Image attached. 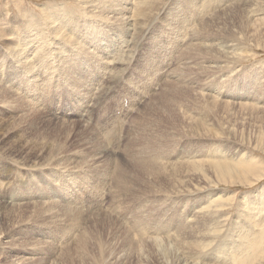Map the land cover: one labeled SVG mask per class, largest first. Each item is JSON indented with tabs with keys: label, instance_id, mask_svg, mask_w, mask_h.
<instances>
[{
	"label": "rangeland",
	"instance_id": "obj_1",
	"mask_svg": "<svg viewBox=\"0 0 264 264\" xmlns=\"http://www.w3.org/2000/svg\"><path fill=\"white\" fill-rule=\"evenodd\" d=\"M81 1L0 0V30L5 33V36L11 38L2 37L0 40H8L6 43L10 44L12 38L15 41L18 38L20 45L28 51L22 54L23 57L29 53L27 56L31 55L32 62V67L18 66L14 56L12 57V52L10 54L6 51V46L1 40L0 61L2 57H6L4 64L0 63V70H4L2 77L9 81L7 86L14 84L18 96H25L29 100V104L31 103L29 107L33 108L35 105V108L48 112L50 116L47 114L36 116L38 119L35 120L32 119L33 109L25 112L17 106L16 101L14 103L10 100L11 103L4 104L0 101V113H2L0 123L6 126L0 133L5 132L1 136L7 137L6 141L0 142L4 146L1 148L0 144V202H8L12 206L8 209L9 212L11 211L8 218L13 217V222L16 219L13 224L5 217V225L1 227L0 250L3 254L0 253V264H264V256L254 258L253 250L243 251L246 245L239 248L237 241L245 220L243 217L248 212L245 206L249 203L245 202L264 199V37H258V39L253 37L255 30L252 27L254 25L252 26L247 17V11L244 10L247 9V5L242 4L243 0H201L202 2L196 7H191L186 0L159 2L157 7H160V16L164 15L172 19V14L175 12L178 17L180 15L184 19L180 37L185 38V41L178 48L173 44L167 45L172 48L171 53L166 52L168 59L170 58L169 63H171L168 66L169 63L166 65L165 62L154 68L158 71L156 77H163L154 87L155 92L148 93L140 100L146 93L143 92L139 96L140 93L135 87H131L128 83L124 84L120 80L111 90L115 94L112 97L109 88L119 80L118 77L123 72L122 67L118 66L102 88L106 94L105 98L100 100L102 96L99 97L98 93L89 100V94L86 93L84 96L83 90H80L83 88V79L80 75L70 77V71H66L61 61L66 53L64 50L73 58L81 55L75 47L72 48L68 44L63 45L64 41L60 36L65 29L71 30L69 23H77L80 29L87 21L84 33L91 34L96 42L101 40L100 49L91 46V51L96 52L94 55L101 65L100 70L89 78L91 82L100 81L92 88L93 90L91 89L92 92L95 91L94 89L101 88L103 78L109 72H106V66L110 60H119L120 63L127 65L132 60L131 72L133 74L140 72L142 78H145V75L148 78L153 69H147L148 67L141 63L146 56L143 53L147 45L150 52L155 48V43L163 40L165 42L168 38L166 37L167 31L171 30L172 26L166 25V21L161 23V20L152 18L148 22V29H144V25L141 28L137 16H132L131 35L127 30L122 31L111 27L113 22L103 19L106 17L99 7L92 11L96 16L92 17V14L87 11L89 9L84 8ZM142 1L144 0H133L129 4V9H132L134 5H142L144 3ZM166 2H169L168 5ZM260 2L264 3V0ZM89 6L91 8L93 4ZM259 8L261 11H258V14L261 15H255V18L264 16V11H262L264 6ZM222 10L224 16L222 13V16L218 17ZM55 15L58 20L56 24L51 21L55 19ZM213 15L215 18L218 17L210 27L212 40L216 46L215 51L210 49L208 51L212 52L206 53L196 49L193 51L195 53L191 54L192 56L182 53L183 57L181 52L193 39L194 30ZM61 18H65L67 23L64 30L60 32L57 24L62 25ZM74 18L81 22H76ZM244 24L245 26L242 27ZM52 27L57 29L56 31L53 29L55 33L58 32L57 36L50 35ZM139 32L142 33L140 36ZM28 37L33 39L28 40ZM88 42L85 40L83 46L86 47ZM118 47L124 48V52L117 58ZM57 51L64 53L57 55ZM88 55L82 53L84 60L81 61L87 72L95 68L92 64L94 60ZM126 56L128 59L123 60ZM65 60H71V57ZM178 67L179 71H182L181 74H173ZM165 71H167L166 74ZM32 73H34V78L30 77ZM256 73L261 78L259 80L260 94H254L251 91L255 86V81L253 82L250 78ZM133 78L136 80L135 77ZM168 80H171L173 85H166ZM153 81L152 78L151 82ZM124 86L126 87L123 88ZM246 89L252 93L249 92V95ZM53 91H56L55 96L51 98ZM215 95L218 98L214 97ZM135 99H138V102L133 106ZM47 101L49 109L62 110L60 113L62 117L56 116L45 108ZM242 101L245 103L248 101L255 109L253 107L248 110L246 105H242ZM198 106L200 108H197ZM256 106L260 108L257 109ZM14 108H16L15 111ZM7 110L12 112L9 113ZM115 118L117 120L112 121ZM31 121L34 124L29 125ZM114 122H117L116 124L122 122L119 133L120 142L114 143L111 154L105 153L102 147L107 141L103 134L108 130V125ZM139 124H141L139 129L142 132L138 131ZM96 135L98 141L89 138L96 137ZM18 141H23L24 148L29 151L10 155L11 145L9 143ZM91 141L95 142V145ZM102 141L104 144H101ZM99 150H101L100 154L97 152ZM166 150L167 153H164ZM157 153L164 155L162 160L161 158L160 160L151 159L152 155ZM135 157H138V160L144 159L137 161ZM227 159L232 163H245L252 167L254 165L256 170H260V177L248 174V176L229 177L226 181H221L208 163L217 160L223 162ZM194 160L203 161L205 169L197 171L188 169L189 166L186 164L194 163ZM155 161L158 163H154ZM153 164L156 166L160 164L162 168L160 165L150 167ZM117 172L120 174L122 172L124 176L127 175L129 181L126 182L129 186L126 187L127 192L124 187L122 191V193H128V196L123 197L124 194H122L118 200L115 191L119 190V185L114 179ZM82 173H89L90 177L96 175L92 180L99 179V186L97 187L91 180L89 186L80 187L76 176ZM114 173L116 174L113 175ZM70 181L75 184L72 185ZM117 194L120 192L118 191ZM79 195L91 196V198L81 199ZM95 195L97 196L94 197ZM7 197H11L9 201ZM125 198L128 199L127 202ZM50 202L56 204L51 212L56 216L55 221L53 219L50 224V221H41L38 226L35 223L30 224L31 221L26 218L28 215L26 211L34 209L36 212L38 207L35 205L47 207ZM126 205L129 206L125 207ZM208 205L215 214L217 212V215L212 212V216L210 215L212 222L203 226L202 233L200 232L201 225L198 229L194 227L190 229L188 225L182 227L186 221L195 219L199 208L208 209ZM63 206L71 213L79 212L84 216L80 218V227L75 232L69 230L67 233L69 228L65 230L66 232H59L57 229L61 230L68 222L70 223L71 220H68L73 216L70 213L68 220L64 218L66 215L61 218L60 215H63L64 211ZM18 207L19 211H17ZM21 208L25 209L24 215ZM202 211L200 218L207 214ZM255 212L259 216L260 210ZM263 218L264 211L261 212L260 220ZM61 220L64 222H62V228L59 226ZM259 226L260 224L251 231L252 235L257 234ZM33 227L36 229L39 227L42 231L41 235L35 236L32 231ZM125 231L127 235L130 234L129 238L132 241L126 239ZM20 232L24 237L26 236L27 239L24 238L26 244L19 242L23 237V235L20 236ZM78 236L82 238L79 242L77 241ZM132 236L134 238H131ZM236 238L238 239L235 240ZM178 240H181V243ZM259 241L264 247V235ZM171 243L172 245H169ZM11 244H16L17 249L8 253L7 251L12 248ZM183 246L184 249L181 252L180 248ZM165 248L167 254H165ZM185 248L188 249L185 251ZM250 255L254 258L253 261H250L252 259ZM246 256L249 257L244 261ZM18 257L21 259L17 260Z\"/></svg>",
	"mask_w": 264,
	"mask_h": 264
},
{
	"label": "bare ground",
	"instance_id": "obj_2",
	"mask_svg": "<svg viewBox=\"0 0 264 264\" xmlns=\"http://www.w3.org/2000/svg\"><path fill=\"white\" fill-rule=\"evenodd\" d=\"M133 0H82L81 1V3L83 4V7L84 8H88L89 10H87L90 14H92L91 16L92 17H96V16H94L93 15V13H92V11H95L94 9L95 8H101L102 10H103V12H102V14L106 17V18H103V19H105V20H107V21H111V22H113V26H111V27H113V28H119V29H121L122 31L123 30H127L129 33H131V31H132V28H131V26H132V20H133V18H131L132 16H137V18L139 19V21H140V24H141V28L143 27V25H144V29H148V26H149V21L152 19V18H156L155 20H161L160 22L162 23V21H166L165 23H166V25H169V26H172V29L170 30L169 29V31H167V35H166V37H168V38H166V41L164 42V40L163 41H161V42H159V43H155L154 44V49L152 50V51H150L149 52V48H148V45H147V49L144 51V53L143 54H145L146 56H145V58H143L144 59V61H141V63H144L143 65L145 66V67H148L147 69H149V68H152L153 69V72H150L149 73V77L147 78V76L145 75V78H142L141 77V73L139 72V74L137 73V72H135L134 74L131 72V67H132V60H131V62H130V64H123L122 62L120 63V61L118 60V61H114V60H110L109 61V63H108V65L106 66V72L107 71H109L108 72V74H106V76H104V82L102 83V85H101V88H99V89H94L95 91H93L92 92V88L93 87H95L96 85H98V83L100 82L99 80H97V81H94V82H91V79H89V78H91V76L92 75H94V74H96V72H98L99 70H100V68H101V65L99 64V60L97 59V57L94 55V54H96V52L95 51H91V46H94L95 47V49H100L101 48V40L99 41V42H96V41H94L93 40V38L91 37V34H85L84 33V31L86 30V23L85 22H87V21H85L84 22V24H83V22H82V24L84 25L82 28H80L79 29V27H77V23L76 24H71V23H69L68 25H71V30L70 31H72V33H69L70 31H68V29H65L64 30V28L66 27V23H67V20L64 18V19H62L61 20V23H62V25H59V24H57V26H59L60 28H59V30H60V32L62 31V30H64V33L63 34H61V39L64 41L63 42V45L64 44H68L69 46H71L72 48L73 47H75V50H77V52H80V56H78V58H73V56L71 55V54H68L67 53V51L66 50H64L63 48V50H64V52H66L65 53V55L62 57V59H61V61H63V63H64V68L66 69V71L68 70V72H69V76L70 77H72L73 78V76H76V75H80V77L83 79V81L84 82H82V84H83V88H81L80 90H83V92H84V96H85V94L86 93H88L89 94V97H88V99L90 100L92 97H93V95H96V94H100L99 95V97H101L100 98V100H102L103 98H105L104 96L106 95L105 94V92L103 91V86H104V84L105 83H107L108 82V78H109V76L111 75V73L118 67V66H120V67H122L121 69H123V72L119 75V80L114 84V85H112V87L111 88H109L110 89V93L112 94V97H114L115 96V94H113V91H111L114 87H116V85L119 83V81L121 80L122 81V83H124V84H126V83H128V84H130L131 85V87H135L138 91H139V96L140 95H142L143 94V92H145L146 94H144L141 98H140V100L144 97V96H146L148 93H154L155 92V88L154 87H156L157 85H158V83H159V80H161L163 77H161L160 76V78H157L156 77V73L158 72L157 71V69L155 70L154 68H157L158 67V65H163V64H165V62H166V65L169 63V59H168V55L166 54V52L167 53H171V51H172V48L171 47H167V45H170V44H173V46H175V47H177L178 48V46H180V45H182V42L183 41H185V38H181L180 36H181V33H180V29H181V25H183L184 24V19L179 15V17H178V15L174 12L173 14H172V19H168V17L167 16H164V15H162V16H160V13H159V9H160V7H157V4L159 3V2H162L163 3V1H166V0H144V1H142V2H144L142 5H134L133 7H132V9H129V4H131L130 2H132ZM168 1V0H167ZM186 1H188L189 2V4L191 5V7L193 6V7H196V6H198L199 5V3L200 2H202L201 0H186ZM161 3V4H162ZM168 3L169 2H166V5H168ZM90 4H93V7H91L90 8ZM134 4V3H133ZM132 4V5H133ZM242 4H244V5H247V9H244V10H246L247 12V17H248V19H249V21H250V23L252 24V28L255 30V33H253V32H251V33H253V37L255 38V39H258V37H264V16L263 17H258V18H255V15H261V14H258L260 11H261V9L259 8V7H263L264 6V3H262V2H260V0H243V2H242ZM238 7V6H237ZM245 7V6H244ZM239 9V8H238ZM237 9V10H238ZM241 9V8H240ZM259 9V10H258ZM262 9H264V8H262ZM224 10V9H223ZM223 10H222V12L221 13H219L220 15H218V17H220V16H222L221 14L223 13ZM234 10H235V8H234ZM233 10V11H234ZM243 10V11H244ZM229 11V10H228ZM259 11V12H258ZM262 11H264V10H262ZM158 12V13H157ZM227 12V11H226ZM240 12H241V10H240ZM60 13V12H59ZM144 14V15H143ZM238 14V13H237ZM248 14L250 15V16H248ZM252 14H254V15H252ZM226 15V14H225ZM239 15V14H238ZM61 16V15H60ZM223 16H224V13H223ZM246 16V15H245ZM218 17H216L215 18V16L213 15L212 17H210V18H208V20H206V21H204V22H202V24L198 27V28H196L194 31H195V35H194V37H193V39L186 45V48L185 49H183V51L181 52V54L183 53V54H186V55H191V54H193V53H195V52H193V51H196V49L198 50L199 49V51H201V52H208V53H210V52H212V51H208V50H210V49H214V51H215V48H216V46H215V44L213 43V40H212V36H211V31H210V27H211V24H213L214 22H216L215 21V19H217ZM79 18V17H78ZM240 18V17H239ZM48 19H50V18H48ZM74 19H76V22H81L79 19H77V18H74ZM232 19V18H231ZM234 19H235V17H234ZM230 20V19H229ZM233 20V19H232ZM244 20V19H243ZM51 21L54 23V24H56L57 23V19H56V15H55V19H51ZM225 21V20H224ZM223 21V22H224ZM231 22V21H230ZM237 22V21H236ZM240 22H242V20L240 19ZM239 22V23H240ZM88 23H90L89 21H88ZM228 23V22H227ZM232 23V22H231ZM238 23V22H237ZM238 23V24H239ZM245 23V22H244ZM247 23H248V21H247ZM224 24V23H223ZM222 24V25H223ZM232 24H235V23H232ZM50 25V24H49ZM221 25V24H220ZM227 25V24H226ZM225 25V26H226ZM248 24H246V26H247ZM51 26V25H50ZM214 26H216L215 24H214ZM232 26V25H231ZM243 26H245V24L244 25H242V27ZM213 27V26H212ZM234 27V26H233ZM42 28V27H41ZM47 28V27H46ZM231 28V27H230ZM239 28H240V26H239ZM53 29H54V31H56L57 29L54 27H52V30L50 31V35H53V36H57V34H58V32L57 33H55L54 31H53ZM232 29V28H231ZM235 29V28H234ZM243 29V28H242ZM247 29H248V27H247ZM249 29H251V28H249ZM40 31V30H39ZM42 31V30H41ZM53 31V32H52ZM251 31H253V30H251ZM49 32V31H48ZM140 34H139V36L142 34L141 32H139ZM242 34H243V31L241 32ZM246 33V32H245ZM49 34V33H48ZM7 35V34H6ZM73 35H74V37H73ZM131 35H132V33H131ZM131 35H129V36H131ZM246 35V34H245ZM0 38H2V37H6V39H11V38H8L7 36H5V33L4 32H2L1 30H0ZM38 37V36H37ZM15 38V37H14ZM46 38V37H45ZM28 40H30V39H33V38H30V37H28L27 38ZM4 42V43H2V41ZM0 41H1V43L3 44V45H5L4 47H5V49H6V51H9L10 52V54H11V52H12V57L14 58V60H15V62L18 64V66H20V67H23V68H28V67H32V62H31V55H29V56H27V55H25L24 57H23V53L25 54L26 52H28V51H25L24 50V48H23V46L22 45H20L21 44V42L19 41V39L17 38L16 39V41L12 38V41L10 42V44H7L6 42L8 41H6V40H3V39H1ZM45 40V39H44ZM60 40V39H59ZM89 41L88 42V45L86 46V47H84L83 46V43H84V41ZM187 40H189V39H187ZM40 41V40H39ZM31 42V41H30ZM43 42V41H42ZM212 42V43H211ZM27 43H29V42H27ZM10 45V46H9ZM38 45H40V44H38ZM76 45H78L77 47H76ZM214 45V46H213ZM43 46H44V44H43ZM84 49V50H83ZM182 49V48H181ZM39 50H41L40 48H39ZM220 50V49H219ZM213 51V52H214ZM217 51V50H216ZM9 52H7V53H9ZM63 51H57V55H59V54H62L63 55V53H64ZM123 52H124V48H121V47H118L117 48V52H116V55H117V58L119 57V56H121L122 54H123ZM148 52H149V54H148ZM222 52H223V50H222ZM82 53H84V54H89L88 56H89V58L90 59H92V60H94L93 62H92V64H94V66H95V68H94V70H92V71H85V69H84V67H83V65L81 64V61H83L84 60V58H82ZM197 53H199V52H197ZM148 54V55H147ZM182 54V55H183ZM200 54V53H199ZM202 54V53H201ZM217 54H219L218 53V51H217ZM220 54H221V52H220ZM223 54V53H222ZM78 55V54H77ZM181 55V56H182ZM188 55V56H189ZM196 55V54H195ZM3 56V55H2ZM1 56V57H2ZM192 56V55H191ZM11 57V58H12ZM23 57V58H22ZM68 57H71V60H65V59H67ZM183 57H184V55H183ZM2 60L0 61V63H1V65L2 64H4V61H5V59H6V57L5 58H1ZM73 59V60H72ZM81 59V60H80ZM126 59H128V56H126V57H124L123 58V60H126ZM168 59V60H167ZM13 60V61H14ZM80 60V61H79ZM88 60V59H87ZM167 60V61H166ZM188 60H189V58H188ZM130 61V60H129ZM127 62H128V60H127ZM186 62V61H185ZM188 62V61H187ZM186 62V63H187ZM160 63H162V64H160ZM171 63V62H170ZM170 63L168 64V66L170 65ZM75 64H77L76 65V67H74V65ZM148 65V66H147ZM165 65V66H166ZM167 66V67H168ZM166 67V68H167ZM155 70V71H154ZM186 70V69H185ZM184 71V70H183ZM143 72V71H142ZM166 72L167 71H165L164 73L166 74ZM180 72H182V71H179V67L177 68V69H175L174 70V72H173V74H179ZM3 73H4V70L2 71V69L0 70V101L4 104V103H11V101L10 100H12L13 102L14 101H16V103H17V106H19L21 109H22V111L23 110H25V112L27 111H30L29 109H33V112H34V116H33V118L32 119H38L36 116H40V115H45L46 116V114L48 113V112H46V111H42V110H40L39 108L37 109V107L35 108L34 106H33V108L32 107H29V105L31 104H29V100L25 97V96H22V95H20V96H18L17 94H18V92H16L15 91V88H14V84H10L9 86H7V83H9V81H6V80H4L3 79V77H2V75H3ZM164 73H163V76H164ZM183 73H185V72H183ZM34 73H32L31 74V76L30 77H35L34 75H33ZM181 74V73H180ZM260 74V73H259ZM127 75V76H126ZM134 75H136V76H134ZM172 76V75H171ZM133 77H135L136 78V80L133 78ZM154 79V81L153 82H151V79ZM134 79V80H133ZM171 79V78H170ZM180 79V78H179ZM253 82L255 81V86H254V88H252V92H254V94L256 93H261V90H260V83H259V80H261V78H260V75H258V73H256V74H252V76H251V78H250ZM6 81V82H4V81ZM173 80H174V77H173ZM169 81V80H168ZM174 82V81H173ZM180 82V81H179ZM176 83V82H175ZM166 85H171L172 83H171V80L169 81V82H167V83H165ZM154 85V86H153ZM173 85V84H172ZM89 86H91V87H89ZM176 86H177V84H176ZM63 87V86H62ZM126 86H124L123 88H125ZM174 87H175V85H174ZM258 87V88H257ZM64 88V87H63ZM92 89V90H91ZM108 89V90H109ZM154 89V90H153ZM178 89V87L176 88V90ZM65 90V89H64ZM90 90V91H89ZM168 90V89H167ZM172 90H173V88H172ZM247 90V89H246ZM60 91V90H59ZM153 91V92H152ZM174 91V90H173ZM55 92L56 91H53L52 93H51V98H53L54 96H55ZM247 92L249 93L250 92V90H247ZM252 92H250V93H252ZM107 93H108V91H107ZM171 93V92H170ZM175 94H176V92H174ZM250 93H249V95H250ZM91 94V95H90ZM203 94V93H202ZM15 96H17V97H15ZM83 96V97H84ZM212 96V95H211ZM252 96H254V95H252ZM175 97V96H174ZM214 97H217V95H215ZM16 98V99H15ZM85 98V97H84ZM218 98V97H217ZM132 101H134V100H132ZM219 101V100H218ZM73 102V101H72ZM74 102H75V104H77V101H76V99H74ZM87 102V101H86ZM138 102V99H135V101L133 102V106H135V104ZM15 103V102H14ZM78 103H79V101H78ZM214 103L216 104V102L214 101ZM225 103H226V100H225ZM224 102H223V104H225ZM234 103V102H233ZM239 103V102H238ZM242 105H246L247 106V108H248V110H251V108L253 109V105L251 104L250 105V103H248V101L245 103V102H243L242 101ZM211 104H213V102L212 103H210V105ZM235 104V103H234ZM16 105V104H15ZM79 105V104H78ZM225 105H228V104H225ZM231 105H232V103H231ZM236 105V104H235ZM240 106H241V104H239ZM213 105H211V107H212ZM230 106V105H229ZM43 107H44V105H43ZM86 107V106H85ZM45 108H47V110H49L50 112H52V113H54V114H56V116H61L60 115V113H62V110L60 109L59 111L58 110H53V109H49L48 108V101L46 102V105H45ZM145 108V107H144ZM197 108H200L199 106L197 107ZM231 108V107H230ZM240 108V107H239ZM245 108V110L246 111H248L247 110V108L246 107H244ZM256 108H257V106H256ZM260 108V107H259ZM259 108H257V109H259ZM11 109H12V106H11ZM19 109V108H18ZM17 109V110H18ZM211 109V108H210ZM254 109H255V107H254ZM3 110V109H2ZM14 111L16 110V108H14L13 109ZM75 110V109H74ZM215 110V109H214ZM241 110H243L242 108H241ZM264 110V109H263ZM262 110V111H263ZM7 111H9V110H7ZM13 111V112H14ZM19 111V110H18ZM32 111V110H31ZM77 112H78V110H76ZM10 112H12V111H9V113ZM76 112V113H77ZM201 112V111H200ZM209 112V111H208ZM211 112H212V110H211ZM210 112V113H211ZM264 112V111H263ZM45 113V114H44ZM242 113V112H241ZM0 114H2V113H0ZM7 114H8V112H7ZM48 115V114H47ZM144 115H145V113H144ZM207 115V114H206ZM26 116V115H25ZM49 116V115H48ZM139 116V115H138ZM149 116V115H148ZM16 117V116H15ZM17 117H19V116H17ZM50 117V116H49ZM62 117V116H61ZM4 118V117H3ZM28 118V117H27ZM47 118V117H46ZM52 118V117H51ZM54 118V117H53ZM52 118V119H53ZM137 118V117H136ZM143 118H144V116H143ZM142 118V119H143ZM189 118V117H188ZM207 118H209V117H207ZM206 118V119H207ZM213 118V117H212ZM246 118V117H245ZM0 119H1V117H0ZM6 119V118H5ZM45 119V118H44ZM4 120V119H3ZM26 120V119H25ZM117 120V118H115L114 120H112V121H116ZM197 119H195V121H196ZM30 121V120H29ZM137 121V120H136ZM136 121H135V123H136ZM192 121V120H191ZM200 121V120H199ZM248 121V120H247ZM27 122V121H26ZM117 122H114V123H112V124H109L108 125V130H106L105 131V133L103 134V136H104V139H106V141H107V143L109 144H105L102 148L104 149V152L106 153H110L111 152V150L113 149L112 147L114 146V143H116V142H120V136H119V133H120V131H121V128H122V122H120V124H116ZM193 123H194V121H193ZM192 123V124H193ZM199 123V122H198ZM212 123V122H211ZM27 124H28V122H27ZM31 124H34L33 123V121H31L30 123H29V125H31ZM138 124V121H137V123H136V125ZM6 125V124H5ZM133 125V124H132ZM141 124H139L138 125V129H139V126H140ZM142 125H143V123H142ZM199 125V124H198ZM214 125V124H213ZM34 126V125H33ZM95 126V125H94ZM134 126H135V124H134ZM201 126V125H200ZM25 127V126H24ZM141 127V126H140ZM144 127V126H143ZM203 127H204V125H203ZM207 127V126H206ZM6 128V126H4L3 125V123H0V132L2 131V130H4ZM29 128V127H28ZM91 128V127H90ZM24 129H26V127L24 128ZM134 130V129H133ZM156 130V129H155ZM16 131V130H15ZM14 131V132H15ZM19 131V130H18ZM22 131V130H21ZM32 131V130H31ZM138 131H141L140 129L138 130ZM165 131H166V129H165ZM242 131V130H241ZM25 132V131H24ZM104 132V131H103ZM142 132V131H141ZM3 133H5V132H2V133H0V142L2 141H6V136H1ZM23 133V132H22ZM94 133V132H93ZM150 133V132H149ZM233 133V132H232ZM137 134H139V133H137ZM228 134L230 135V133L228 132ZM98 135V134H97ZM97 135H96V137L95 136H91V137H89V138H91L93 141H95V140H97ZM149 135V134H148ZM137 136V135H136ZM206 136H208V135H206ZM212 136V135H211ZM233 136V135H232ZM8 137H10V136H8ZM99 137V136H98ZM88 138V139H89ZM100 138V137H99ZM36 140V139H35ZM98 141V140H97ZM99 141L101 142V140L99 139ZM1 142V143H2ZM10 142H12V141H10ZM23 141H18V142H15V143H9V145H11V147H10V155H13V154H15L16 152H25V151H27L25 148H24V144L22 143ZM92 142V141H91ZM104 141H102V143L101 144H104L103 143ZM0 143V144H1ZM93 143V142H92ZM94 145H95V142L93 143ZM34 145V144H33ZM27 146V145H26ZM30 146H32L31 144H30ZM2 147H4L2 144H1V148ZM99 147V146H98ZM29 151V150H28ZM32 151V150H31ZM33 152V151H32ZM35 152V151H34ZM97 152H99V154L101 153V150H99V151H97ZM164 153H167V150L164 152ZM89 154H91V153H89ZM111 154V153H110ZM109 154V155H110ZM88 155V154H87ZM163 156L164 155H160V153H157L156 155L155 154H153L152 155V157H151V159H153V158H157V159H159L160 160V158H161V160L163 159ZM218 156V155H217ZM44 158V157H43ZM138 158V157H137ZM136 157H135V160L137 159ZM193 158V157H192ZM90 159V158H89ZM93 159V158H92ZM102 159V158H101ZM104 159V158H103ZM141 159V158H140ZM144 158H142V160H143ZM96 160V159H95ZM94 160V161H95ZM98 160V159H97ZM96 160V161H97ZM107 160V159H106ZM115 160V159H114ZM142 160H138L137 159V161H142ZM156 160V159H155ZM159 160H157V161H159ZM5 161V160H4ZM95 161V162H96ZM100 161V160H99ZM102 161V160H101ZM111 161V160H110ZM152 161V160H151ZM154 161V160H153ZM157 161H155L154 163H156ZM192 161V160H191ZM93 162V161H92ZM104 162V161H103ZM203 161H195L194 160V163L192 162V163H189V164H186V165H188L189 166V168L188 169H193V170H195V171H197V170H200V169H202V168H204L205 166H204V164L202 163ZM7 163V162H6ZM111 163V162H110ZM153 163V162H152ZM151 163V164H152ZM158 163V162H157ZM207 163V162H206ZM150 164V163H149ZM101 165V164H100ZM110 165V164H109ZM158 165V164H157ZM160 165V164H159ZM158 165V166H159ZM102 166V165H101ZM139 166V165H138ZM150 166V165H149ZM148 166V167H149ZM153 166H156V164H153L152 166H150V167H153ZM158 166H156V167H158ZM161 167L160 168H162V165H160ZM171 166V165H170ZM208 166H210V168L211 169H213L214 170V172L216 173V175H217V177L221 180V181H226L227 180V178H229V177H235V176H248V174H253V175H255V176H257V177H260V175H261V172H260V170H256L257 168H255V166L253 165V167L250 165V164H245V163H242V164H237V163H232L230 160H226V161H223L222 162V160H217V161H211V163L209 164L208 163ZM106 167V166H105ZM172 167V166H171ZM185 167V166H184ZM5 168V167H4ZM120 168V167H119ZM159 168V169H160ZM122 169V168H121ZM153 169V168H152ZM205 169V168H204ZM103 170V169H102ZM111 170V169H110ZM122 170H125V169H122ZM207 170V169H206ZM213 170H211V171H213ZM150 171H153V170H151L150 169ZM160 171V170H159ZM98 172V171H97ZM123 172V171H122ZM122 172H121V174L120 173H118L117 172V174L116 173H114L113 175H115V177H114V179H115V182L117 183V185H119V190H117V191H115L116 192V199L118 200L119 199V197L122 195V194H124V195H122L123 197L124 196H128V193H126L127 192V190H126V187H129V186H127L128 184H126V182L128 181V178L126 177V176H124L123 174H122ZM145 172V171H144ZM213 172V173H214ZM125 173H127V172H125ZM138 173V172H137ZM149 173H151V172H149ZM160 173V172H159ZM260 173V174H259ZM70 174V173H69ZM88 174L89 173H82L81 175H79V176H76V181L78 182V184H79V186L81 187V186H83V187H85L86 185H88L89 184V182L94 178L95 179V176H88ZM98 174V173H97ZM154 174V173H153ZM152 174V175H153ZM184 174V173H183ZM182 174V175H183ZM258 174V175H257ZM77 175V174H76ZM99 175V174H98ZM151 175V174H150ZM155 175H156V173H155ZM122 176V177H121ZM157 176V175H156ZM157 177H159V176H157ZM72 179V178H71ZM136 178H134V180H135ZM231 179V178H230ZM68 180V179H67ZM85 180H87L85 183H83L82 185L80 184V183H82V182H84ZM71 182V181H70ZM92 183H94V184H96L97 185V187L99 186V184H98V182H99V179H96V180H92L91 181ZM114 182V183H115ZM129 182V181H128ZM72 183V182H71ZM113 183V184H114ZM122 183V184H121ZM75 183L73 182L72 183V185H74ZM208 184V183H207ZM235 184V183H234ZM78 186V185H77ZM89 186V185H88ZM122 187V188H121ZM123 187L125 188V190H126V192H123L122 193V191H123ZM191 188V187H190ZM83 189V188H82ZM129 189V188H128ZM71 190H73V188L71 189ZM130 190V189H129ZM135 190V189H134ZM118 191L120 192V194H117L118 193ZM190 191V190H189ZM130 192H132L131 190H130ZM3 194H5V193H3ZM130 195V194H129ZM10 196V195H9ZM97 195H95L94 197H96ZM79 197L82 199V198H85L86 196L84 195H79ZM10 198L11 197H7V200L9 201L10 200ZM86 198H91V196L90 197H86ZM263 198H264V196H263ZM123 200H124V198H123ZM125 200H126V202H127V200L128 199H126L125 198ZM213 202V201H212ZM211 202V203H212ZM123 203V202H122ZM125 203V202H124ZM211 203H210V205H211ZM245 203H249V205H247V206H245V210L246 211H248L245 215H244V217L243 218H245V220H244V223H243V227L241 228V233H240V235H239V239L238 238H236L235 240H237L238 241V244H239V248L240 247H244V245H246L245 247H244V249H243V251L244 250H246V249H248V250H253L252 252V254H253V256H254V258L255 257H258V256H264V247H263V243H261L260 241H259V239H261L262 238V235H264V218L263 219H261L260 220V216H261V212H263L264 211V199L262 200V198L261 199H258V201H256V202H253V201H249V202H245ZM250 203H251V205H250ZM45 205V204H44ZM47 205V204H46ZM123 205V204H122ZM207 205V204H206ZM258 205L260 206V207H258ZM28 206H30V205H28ZM34 206V205H33ZM36 207H38V210H36V212H34V209H32V210H30V211H26V212H28V215H27V217L26 218H29V220L28 221H31V223L30 224H33L34 225V223H35V225L36 226H38V224L39 223H41V221H43V222H47V221H50L49 222V224L51 223V221H53V219H54V221H55V219H56V216L53 214V213H51L53 210H54V207L56 206V204L54 203H49L48 205H47V207H44V206H42V205H35ZM124 206V205H123ZM129 205H126L125 207H128ZM9 207H12L8 202H0V230H1V227L3 228V224L5 225V217L7 218V220L8 221H12V218L11 219H9L8 217L11 215V211L9 212ZM25 207H27V206H25ZM62 207V206H61ZM60 207V208H61ZM213 207V206H212ZM52 208H53V210H52ZM59 208V209H60ZM204 207H202V208H199L198 209V214L196 215V217H195V219L194 220H191V221H186L185 222V225L184 226H182V227H186V225H188L187 227H190V229L192 228L193 229V227L194 228H196V229H198V227L201 225L202 226V229H200L201 231V233L203 232V229H204V227L203 226H205L206 224H208L209 222H212L210 219H212L211 217H210V215L212 216V214L214 213L213 212V210L212 209H209V208H211V206H209L208 205V209L207 208H204ZM214 208V207H213ZM24 208H21V211L23 212V215H24V211H25V209L23 210ZM36 209V208H35ZM63 209H64V211H63V215H60V217L61 216H65L66 215V217H64L65 219H67V217H68V215L71 213V212H69L67 209H65V207L63 206ZM203 210V211H202ZM206 210V211H205ZM212 210V211H211ZM256 210H260V214H259V216H257V213L255 212ZM17 211H19V207L17 208ZM59 211V210H58ZM201 211H202V213H205L206 215H203L202 216V218H200V215H201ZM214 211H215V209H214ZM13 212V211H12ZM60 212V211H59ZM213 212V213H212ZM216 212V211H215ZM58 213V212H57ZM61 213V212H60ZM77 213H79V212H77ZM76 212H73V213H71V215H73V216H71V218L68 220V221H70L71 220V222L69 223L68 222V224L67 225H65V226H63V228H62V226L61 225H63V221L61 220L60 222H61V224L59 225V223H58V225L62 228L61 230H60V228H57L58 229V231L60 232V231H64V232H66L67 231V228H69L68 229V232L67 233H69V230L71 231V232H75L76 231V229H78V227H80L79 226V224H80V222H79V220H80V218H82V216L83 215H81L80 213L79 214H77ZM98 213V212H97ZM111 214V213H110ZM109 214V215H110ZM215 214V213H214ZM18 215V214H17ZM113 215V214H112ZM215 215H217V212H216V214ZM18 217H20V215H18ZM73 217V218H72ZM84 217V216H83ZM15 218H16V215H15ZM62 218V217H61ZM60 218V219H61ZM219 218V217H218ZM242 218V217H241ZM112 219V218H111ZM138 219V218H137ZM140 219V218H139ZM214 219V218H213ZM14 220V219H13ZM18 220V219H17ZM58 221H59V218L57 219ZM215 220H217L218 221V219H215ZM15 221H16V219H15ZM15 221L13 222V224L15 223ZM27 221V222H28ZM97 221V220H96ZM104 221V220H103ZM216 221V222H217ZM7 222V221H6ZM63 222V223H62ZM85 222V221H84ZM102 222V221H101ZM100 222V223H101ZM56 223V222H55ZM99 223V222H98ZM102 223H104V222H102ZM190 223H192V224H190ZM214 223H215V221H214ZM213 223V224H214ZM94 224V223H93ZM120 224V223H119ZM258 224H260V226H259V229H258V231H257V234H255V235H252L251 234V231L255 228V227H257L258 226ZM40 225V224H39ZM86 225V224H85ZM84 225V226H85ZM103 225V224H102ZM121 225V224H120ZM211 226V225H210ZM7 227V226H6ZM54 227V226H53ZM56 227H57V225H56ZM55 227V228H56ZM93 227V226H92ZM95 227V226H94ZM208 227V226H207ZM55 228H53L54 230H55ZM121 228V227H120ZM119 228V229H120ZM210 228V227H209ZM10 229V228H9ZM85 229V228H84ZM66 230V231H65ZM95 230V229H94ZM121 230V229H120ZM2 231V230H1ZM1 231H0V233H1ZM4 231V230H3ZM28 231V230H27ZM26 231V232H27ZM32 231H33V234L35 235V236H37V234H39V235H41V230L39 229V227H37V229L36 228H32ZM127 231V230H126ZM125 231V233H126V239L128 240V241H132V240H130V238H129V236H130V234H129V232H128V234L129 235H127V232ZM183 231V230H182ZM185 231V230H184ZM195 231V230H194ZM28 232H30V231H28ZM28 232H27V234H28ZM89 232V231H88ZM87 232V233H88ZM207 232V231H206ZM180 233V232H179ZM20 236H22L23 234L20 232ZM31 234V233H30ZM181 234V233H180ZM205 234H207V233H205ZM2 235H3V232H2ZM12 235V234H11ZM15 235H17V234H15ZM26 235V234H25ZM44 235V234H43ZM179 235V234H178ZM186 235V234H185ZM193 235V234H192ZM197 235V234H196ZM195 235V236H196ZM202 235V234H201ZM208 235V234H207ZM238 235V234H237ZM10 236V235H9ZM144 236V235H143ZM203 236V235H202ZM17 237V236H16ZM194 237V236H193ZM200 237V236H199ZM207 237V236H206ZM24 238L25 239H27L26 238V236L24 237V235H23V237H21V239H20V241L19 242H23V243H25L26 242V240H25V242H24ZM78 238H79V236H78ZM131 238H134L133 236L131 237ZM141 238V237H140ZM155 238V237H154ZM174 238H175V236H174ZM183 238V237H182ZM187 237H185V239H186ZM191 238V237H190ZM195 238V237H194ZM80 239L82 240V238H79L77 241L79 242L80 241ZM147 239V238H146ZM202 239H203V237H202ZM16 240V239H15ZM14 240V241H15ZM28 240H31V239H28ZM159 240H160V238H159ZM164 240V239H163ZM163 240H161V241H163ZM207 240H208V238H207ZM234 240V241H235ZM13 241V242H14ZM18 241V240H17ZM135 241V240H134ZM137 241V240H136ZM146 241V240H145ZM151 241H153V240H151ZM154 241H155V243H156V240L154 239ZM181 241V240H180ZM179 240H178V242H180ZM18 242V243H19ZM29 242H31V241H29ZM82 242V241H81ZM149 242V241H148ZM157 242H158V240H157ZM177 242V241H176ZM177 242V244H179ZM184 241H182V243H183ZM186 242H187V240H186ZM22 243V244H23ZM130 243V242H129ZM132 243V242H131ZM136 243V242H135ZM170 243V242H169ZM181 243V242H180ZM193 243H195V242H193ZM17 244V243H16ZM16 244H14V245H12L11 247L12 248H10L7 252L8 253H10V252H13V251H15L16 249H17V247H16ZM26 244V243H25ZM25 244H24V246H25ZM134 244V243H133ZM149 244V243H148ZM175 244V243H174ZM198 244V243H197ZM18 245V244H17ZM140 245V244H139ZM144 245V244H143ZM142 245V246H143ZM154 245V244H153ZM159 247L161 246L160 245V242H159ZM162 245H163V243H162ZM166 245H167V243H166ZM169 245H172V243L171 244H169ZM181 246H182V244H180ZM190 245V244H189ZM234 245V244H233ZM137 246V245H136ZM142 246H140V247H142ZM176 246H178L179 247V245H176ZM180 246V247H181ZM185 246H187V244L185 243ZM134 247V246H133ZM164 247H167V246H164ZM80 248H82V247H80ZM132 248V247H131ZM168 248V247H167ZM192 248V247H191ZM190 248V249H191ZM1 249V248H0ZM169 249V248H168ZM177 249V248H176ZM180 249H182L181 250V252L183 251V249H184V246H183V248H180ZM186 249H188V248H185V251H186ZM196 249V248H195ZM76 250H77V248H76ZM165 251L167 250L166 248L164 249ZM163 250V251H164ZM175 250V249H174ZM193 250V249H192ZM192 250H190V251H192ZM134 251V250H133ZM136 251V250H135ZM134 251V252H135ZM184 251V252H185ZM194 251V250H193ZM192 251V252H193ZM195 251H197V250H195ZM26 252H28V253H30L29 251H26ZM174 252V251H173ZM191 252V253H192ZM234 252V251H233ZM246 252V251H245ZM0 253L1 254H3V252L0 250ZM186 253V252H185ZM198 253V252H197ZM165 254H167V251L165 252ZM168 254H170V253H168ZM174 254V253H173ZM251 254V255H252ZM178 255V254H177ZM190 255V254H189ZM195 255V254H194ZM194 255H193V257H194ZM250 255V256H251ZM1 256V255H0ZM177 257H181V256H177ZM176 257V258H177ZM189 257H191V256H189ZM233 257V256H232ZM249 256H246V257H244V261L248 258ZM1 258V257H0ZM171 258H172V256H171ZM174 258H175V256H174ZM183 258V257H182ZM181 258V259H182ZM185 258V257H184ZM195 258V257H194ZM234 258H235V256H234ZM251 258H252V256H251ZM254 258H252L250 261H253L254 260ZM17 260L18 259H21V257H18V258H16ZM178 259V258H177ZM176 259V260H177ZM175 260V259H174ZM175 260V261H176ZM179 261H180V259H178ZM177 260V261H178ZM182 260H184V259H182ZM186 260V259H185ZM188 261H190L189 259H187ZM186 260V261H187ZM234 260V259H233ZM1 261V260H0ZM21 261V260H20ZM178 261V262H179ZM187 261V262H188ZM197 261V260H196ZM244 261H243V263H244ZM10 262H13V261H10ZM18 262V261H17ZM16 262V263H17ZM181 262H183V261H181ZM191 262V261H190ZM20 263V262H19ZM233 263V262H232ZM18 264V263H17ZM185 264H187V263H185ZM189 264H192V263H189ZM207 264V263H206Z\"/></svg>",
	"mask_w": 264,
	"mask_h": 264
}]
</instances>
